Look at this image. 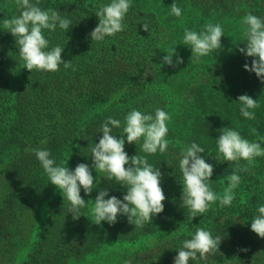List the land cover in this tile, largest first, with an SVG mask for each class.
I'll return each instance as SVG.
<instances>
[{
	"label": "trees",
	"instance_id": "1",
	"mask_svg": "<svg viewBox=\"0 0 264 264\" xmlns=\"http://www.w3.org/2000/svg\"><path fill=\"white\" fill-rule=\"evenodd\" d=\"M110 2L40 0L41 9L57 10L71 21L67 32L57 26L43 35L49 41L48 50L64 47L61 59L71 61L75 70L61 64L58 72L30 73L15 38L3 28V20L19 16L21 9L16 0H0V244L13 249L30 238L20 264H69L109 244H133L155 236L158 241L137 251L134 262L174 264L183 241L201 227L221 238L219 251L188 264L223 263L225 258L235 264H264V239L251 231L258 208L264 206V157L238 173L241 183L231 206H220L217 200L192 221L181 200L179 168L185 146L199 144L205 149L202 158L214 169L211 188L222 196L235 165L218 155L220 130H236L264 148L260 139L264 136V83L254 72L245 71L244 65L250 68L253 58L239 51L247 43L242 18L251 13L264 20V0H131L124 31L92 41L90 33L99 23L96 12ZM173 3L181 8L180 17L171 14ZM209 23L223 29L221 49L196 62L182 42L184 32H203ZM170 47H176L173 63L178 56L182 64L162 63ZM241 95L257 100L259 107L252 110L255 120L241 115ZM157 108L171 117L169 147L164 154L150 155L142 151V141L129 144L123 128L131 110L154 116ZM108 117L121 122L112 135L125 136L129 158L145 157L161 173L164 211L142 228L129 224L127 218H118L113 225L91 221L92 202L100 190L108 191L105 199L115 196L121 201L127 191L93 167L91 147L102 138L99 128ZM31 149L48 150L57 165L68 160L66 167L72 171L78 164L88 165L94 184L99 183L90 195L81 188L85 203L92 201L81 210L84 216L72 218L70 203L50 183ZM240 163L247 166L246 161Z\"/></svg>",
	"mask_w": 264,
	"mask_h": 264
},
{
	"label": "clouds",
	"instance_id": "2",
	"mask_svg": "<svg viewBox=\"0 0 264 264\" xmlns=\"http://www.w3.org/2000/svg\"><path fill=\"white\" fill-rule=\"evenodd\" d=\"M40 0L32 3L31 0H16V5L21 9L19 16L3 20V28L14 38L19 49V56L30 73L33 70L41 72H58L60 65L65 69L73 68L72 62L61 59L64 47L57 45L49 49V41L44 37L43 31H55L57 26L67 32L71 21L62 16L57 10L51 8L41 9ZM131 7V0H111L107 5H101L96 12L99 20L98 26L90 33L91 40L103 41L106 37H113L124 31L123 23L126 14ZM171 14L180 17L182 10L175 3L171 5ZM244 26L243 36L247 43L245 48L239 51L247 57H252V64L244 65L245 71L254 72L264 83V20L248 13L241 21ZM203 32L186 29L183 36V44L190 47L192 57L199 62L201 57L210 55L213 51L221 49V37L223 29L220 24L209 23L204 26ZM143 29L148 32V25ZM176 55V47H170L162 63L170 67L178 66L183 60L177 56L175 64L173 56ZM73 70H75L73 68ZM241 115L248 120H255V112L259 107L257 100L248 95L238 97ZM170 115L157 108L155 115L144 114L136 109L131 110L125 116V133L129 144L142 141V151L146 154L155 155L158 151L164 154L169 141L167 122ZM121 122L108 117L99 128L102 138L98 144L91 147L93 167L97 173L104 174L107 181H115L117 184L127 187L123 201L115 196H109L107 190H100L92 202V222L100 225L107 222L113 225L118 216H126L128 223L142 228L146 223H152L154 216L164 211L163 201L166 199L161 188V173L159 169L149 164L145 157L136 155L129 158L124 150L125 140L112 135L113 128H120ZM221 135L217 139L218 155L224 160L235 165V169L228 175V185L222 196H218L211 188L213 166L205 162L201 154L205 149L193 142L185 146L181 152L179 168L183 177V193L181 200L183 206L188 209V220L192 221L197 216H202L209 211L210 207L219 200L220 206H231L235 199L234 190L240 185L241 171H248L257 157H264V148L259 142H249L242 138L240 133L231 128L220 130ZM253 135H257L255 128L251 129ZM264 141V137L260 138ZM46 143V141H42ZM40 162L50 183L54 185L70 203L69 212L74 220L84 216L82 209L88 206L80 195L81 188L85 195H90L99 181L94 184V178L87 164H78L74 171L66 167L67 161L57 165L50 158V152L46 149H31ZM241 160L247 162V166H241ZM259 215L251 222V231L264 239V206L258 208ZM219 236L213 237L210 231L197 227L191 239L182 243V248L175 257L174 264H188L189 260L196 261L205 259L208 255H215L221 244ZM241 251H247L242 249Z\"/></svg>",
	"mask_w": 264,
	"mask_h": 264
},
{
	"label": "rangeland",
	"instance_id": "3",
	"mask_svg": "<svg viewBox=\"0 0 264 264\" xmlns=\"http://www.w3.org/2000/svg\"><path fill=\"white\" fill-rule=\"evenodd\" d=\"M264 137V136H263ZM42 208V207H40ZM118 218H127L126 216H118ZM117 218V219H118ZM32 223H36L33 221ZM159 237L143 238L133 244L131 243H113L104 246L98 253L91 254L81 261H70L69 264H143L134 262L135 253L153 246ZM30 238L19 244L18 248L9 249L0 244V264H20L23 255L27 251ZM7 249V250H6ZM195 264H235L233 260L225 258L223 263H205L197 261Z\"/></svg>",
	"mask_w": 264,
	"mask_h": 264
}]
</instances>
